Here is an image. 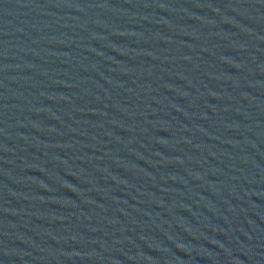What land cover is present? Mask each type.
I'll return each mask as SVG.
<instances>
[{
	"label": "water",
	"instance_id": "water-1",
	"mask_svg": "<svg viewBox=\"0 0 264 264\" xmlns=\"http://www.w3.org/2000/svg\"><path fill=\"white\" fill-rule=\"evenodd\" d=\"M0 264H264V0H0Z\"/></svg>",
	"mask_w": 264,
	"mask_h": 264
}]
</instances>
